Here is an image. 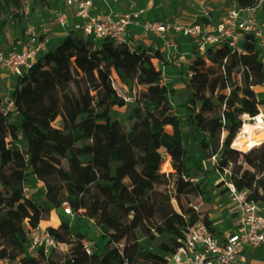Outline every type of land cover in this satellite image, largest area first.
Instances as JSON below:
<instances>
[{"label":"trees","instance_id":"16d2710c","mask_svg":"<svg viewBox=\"0 0 264 264\" xmlns=\"http://www.w3.org/2000/svg\"><path fill=\"white\" fill-rule=\"evenodd\" d=\"M235 1L242 8L258 6L257 0ZM21 3L0 0V34L2 17ZM253 44L242 42L240 52L226 44L201 55L195 51L185 101L187 137L202 134L204 158L216 157L219 174L230 166L236 189L264 203V141L247 152L232 146L243 117L264 114V97L255 91L263 85L264 62ZM154 60L168 65L158 49L99 44L70 31L15 80L8 98L0 90V138H9L6 162H0V264H166L165 255L175 252L187 226L200 220L214 232L209 171L199 181L190 178L181 123ZM127 99L133 102L128 129L106 112ZM88 120L95 121L93 129L82 131ZM104 153L107 165H95L92 158ZM167 157L172 170L162 173ZM28 177L42 184L44 200L55 208L66 203L73 213L95 219L107 239L102 249L87 254L83 233L66 239L50 226L69 250L58 256L26 253L29 229L51 210L26 196ZM182 195L200 202L184 205ZM60 228L69 230L65 219ZM136 229L148 242L164 239L158 252L140 247Z\"/></svg>","mask_w":264,"mask_h":264},{"label":"built area","instance_id":"2783aa9c","mask_svg":"<svg viewBox=\"0 0 264 264\" xmlns=\"http://www.w3.org/2000/svg\"><path fill=\"white\" fill-rule=\"evenodd\" d=\"M76 17L69 24L68 17L60 14L57 23L84 38L101 43L110 40L115 45L129 44L131 31L173 47L174 40L183 38L194 43L195 51L201 55L208 47L226 44L233 51H241L244 41L258 42L264 51V20L255 8H242L233 4L218 23L205 16L203 21H172L149 19L144 9H130L122 15H101L92 10L93 0H63ZM18 48H0V71L15 80L25 73L48 49L49 33L45 26L28 24ZM264 86V80L263 85ZM263 120L259 113L251 118ZM209 160L216 162L213 156ZM230 166L224 169L221 181L225 186L236 218L230 228L220 233L210 231L200 220L183 230L179 246L172 254L165 255L166 264H242L240 252L244 247H264V203L250 200L247 192L238 190L229 180ZM64 213L74 215L65 203ZM60 245L56 238L39 225L30 228L27 234V251L41 250L46 256ZM87 254L95 251L89 241H84Z\"/></svg>","mask_w":264,"mask_h":264},{"label":"rangeland","instance_id":"374dc122","mask_svg":"<svg viewBox=\"0 0 264 264\" xmlns=\"http://www.w3.org/2000/svg\"><path fill=\"white\" fill-rule=\"evenodd\" d=\"M50 0H22L20 10L12 9L11 12L2 17V21L7 24V30L16 31L23 35V32L28 24L34 26H40V19H35L36 17L32 15V12L35 9L43 6L50 5ZM57 3L58 0H53ZM258 6L256 12H260L261 17L264 20V0H257ZM111 7L113 9V13L115 15H122L129 11L130 9H144L145 17L149 19H165L172 21H203L205 18V13H207L213 22L218 23L221 18L226 14L229 7L233 4H236L235 0H110ZM27 11V13H25ZM134 31V30H133ZM131 31V34L132 32ZM137 32H133V35L130 36L129 45L132 48L139 47L142 49L149 50L151 52L155 51V46L160 48H164L165 45L153 39V43L145 42L146 36H142L138 30ZM135 34H139V36H134ZM141 35V36H140ZM16 40H14L15 42ZM0 48H4L0 46ZM254 49H259L258 42L255 41L253 44ZM178 52L183 54V58L178 55H169V51L165 49L163 55L166 57V61L168 65H163L162 63L154 60L156 66L162 70V83L167 85L169 90L168 100L172 105L175 113L178 115V118L181 123V127L183 130V137L185 141V145L188 149L187 156V165L192 168L190 173V178L195 182L199 181L203 178L202 171H209V173H213L212 175H207V184H208V193L209 196H218L217 206L213 208L214 216L218 218L217 229L223 227L224 225L231 222L233 219L235 220L236 214L232 208L229 197L224 193L225 186L221 185L219 188V183L221 181V175L216 171L215 163L207 158H204L203 150L201 147V141L204 138L202 134H196L193 137L188 138V126H187V112L185 101L188 95L187 91V83L190 77L189 65L195 53L194 43L191 40H185L182 43V47L177 49ZM173 51V50H172ZM171 51V54L173 52ZM261 58L264 62V55L261 50ZM86 61V57L83 58ZM15 85V84H14ZM13 88H3L1 87L2 96L6 99L10 96L11 90ZM264 97V95H263ZM133 106V102L129 99L126 100V104L122 107H111L108 106L106 112L114 119H117L121 122L126 129H128V116L131 113V108ZM197 107H194L192 110L197 111ZM264 115V114H263ZM244 122L254 123L249 116L243 117ZM59 120L54 122V125H58ZM95 121L88 120L81 126L82 131H91L94 127ZM240 132V131H239ZM9 138H0V162H6L5 150L9 146L8 144ZM220 155H218L219 157ZM108 155L106 153L102 154L100 157H93L92 162L95 165L106 166L108 163ZM129 161L132 165L135 164L136 159L134 156L129 157ZM165 161H169V157L166 158ZM214 168V172H211L208 169ZM161 172H169L164 171L161 165ZM41 185H37L35 180L32 177H28L25 183V193L33 198L38 204H47L51 209L49 215L47 216V220L51 223H57L56 227L59 228V232L64 235L66 239H71L72 235H76L77 231H81L82 224H84L83 232L88 239L90 245L100 250L105 245L107 239L102 237V233L96 225L95 219L84 218L80 215V213H74L72 216H68L64 213L65 205H61L58 208H55L53 204L48 203L44 200V192L42 190ZM181 202L184 205L197 204L200 202V198L196 196H181ZM174 206L176 207L175 200H172ZM189 204V205H190ZM105 206L101 207L102 214H105ZM66 220L68 223L69 230H65L60 228L63 220ZM11 233L5 234L3 237H7ZM137 238L140 241V247L150 250L157 251L159 250L160 241L164 240L160 238L159 241L148 242L146 241L142 233L139 229H136ZM26 247V244L24 245ZM69 244L61 243L51 252H49L46 256L55 253L56 256L60 255V253H66L69 250ZM251 248V247H248ZM253 249V248H251ZM249 249L248 251H251ZM26 253L27 250H26ZM32 254H37L36 252H32ZM250 261L252 264H264V247L254 248L253 253L251 254ZM15 264V263H10Z\"/></svg>","mask_w":264,"mask_h":264},{"label":"crops","instance_id":"0c3cea01","mask_svg":"<svg viewBox=\"0 0 264 264\" xmlns=\"http://www.w3.org/2000/svg\"><path fill=\"white\" fill-rule=\"evenodd\" d=\"M93 1H94V4L92 7V10L94 12L99 13L101 15H107L109 13H113V9L111 7L110 0H93ZM49 2L51 3L50 5L39 7L37 9H35V11L32 12V15H34L36 17L35 19H37V20L40 19V24L42 26H45L48 29V33H49L48 49H51L55 45L60 43L62 41V39L67 35V32H68L67 28L62 27L57 23V17L60 14L66 15L68 17L69 24L76 17L74 16L73 12H71V10L66 7L63 0H58L57 3L54 2L53 0H50ZM25 13H27V11ZM205 16L210 18V16L207 13H205ZM6 26H7V24H5L2 34H0V46L6 47V48H18V47H20L21 42L23 40V39H21L22 36H20V34L17 33L16 31H12L9 29L7 30ZM133 32H137V31L134 30ZM133 32H132L131 36L133 35ZM134 36H139V34L134 33ZM14 40H16V41L14 42ZM183 41H185V39H183V38L179 39V41L174 40V46L173 47H166L165 46L164 48H160L158 46H155V50L158 49L163 55V52L166 49L169 51V55H173V56H175V55L181 56L182 55V57H180V58H183V54L178 52V50H177L178 48L180 49V47H182ZM145 42L153 43L154 41H153V39L147 37V38H145ZM171 51L173 52V54H171ZM262 53L264 55V51H262ZM163 57L166 58L164 55H163ZM14 84H15V79L11 75H9L8 73H6L4 71H0V88L1 87L13 88ZM255 91L257 93L258 98L259 97L262 98L264 95V86H258ZM208 170H210L211 172H214L213 167L211 169H208ZM212 174L213 173H209L208 175H212ZM35 183L37 185L42 186V184L37 183L36 181H35ZM222 186L224 187V185H222ZM42 188H43V186H42ZM219 188H221V186ZM42 190L44 192V189H42ZM224 193L226 194V190L224 191ZM26 196L30 197L27 194H26ZM210 197H212V196H210ZM217 198H218V196H214L212 198L213 206H215V208H216L217 203H218ZM211 219H212V226L214 227V232L217 234L220 233L225 228H230L234 222V219H233L228 224L217 229V226H219V225H217L218 224L217 222L220 219L218 220V218H216L214 216V213H211ZM56 224L57 223H51L50 221L45 219L39 223V227L41 229H47L50 226L56 227L57 226ZM83 227H84V224H82V227L80 229L81 233L83 232ZM249 249H251V248H248V246H247V247H244L242 249V251L240 252V261L242 262V264H252L249 256H251V254L253 253L254 248L251 249V251H248ZM27 252L31 255H34V254H32V252H36V251H27Z\"/></svg>","mask_w":264,"mask_h":264},{"label":"bare ground","instance_id":"6f19581e","mask_svg":"<svg viewBox=\"0 0 264 264\" xmlns=\"http://www.w3.org/2000/svg\"><path fill=\"white\" fill-rule=\"evenodd\" d=\"M264 141V123L258 117L254 123L244 122L240 132L233 140L232 146L242 152H247L255 147H258ZM164 171H171L169 161H164L162 164Z\"/></svg>","mask_w":264,"mask_h":264}]
</instances>
